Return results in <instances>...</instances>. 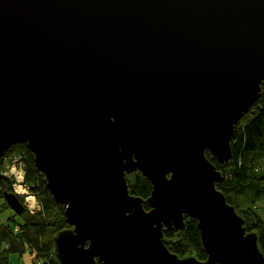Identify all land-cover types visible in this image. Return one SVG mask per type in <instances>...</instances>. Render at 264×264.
I'll return each instance as SVG.
<instances>
[{
  "label": "water",
  "instance_id": "1",
  "mask_svg": "<svg viewBox=\"0 0 264 264\" xmlns=\"http://www.w3.org/2000/svg\"><path fill=\"white\" fill-rule=\"evenodd\" d=\"M263 82L264 0H0V157L26 144L64 207L60 264H264L208 156L231 159ZM186 216L206 261L164 243Z\"/></svg>",
  "mask_w": 264,
  "mask_h": 264
},
{
  "label": "trees",
  "instance_id": "2",
  "mask_svg": "<svg viewBox=\"0 0 264 264\" xmlns=\"http://www.w3.org/2000/svg\"><path fill=\"white\" fill-rule=\"evenodd\" d=\"M231 145L232 157L228 162L220 163L208 153L223 175L217 187L244 219L247 232L257 234L258 246L264 255V82L261 99L238 123ZM18 158L25 165L24 183L36 195L41 206L39 210L30 211L25 206L24 211L17 214L6 202L4 192L14 191V180L2 173ZM128 184L130 193L142 197L144 208L149 210L147 198L151 196L152 183L141 172H135L128 175ZM0 198L3 200L1 212L6 207L11 210L10 218L0 224V264H15L11 256L22 259L27 252L37 254L33 264H60L55 240L58 234L71 230L72 226L67 223L64 207L49 191L45 174L36 168L33 154L26 144H16L0 157ZM20 199L24 203L23 196ZM164 243L180 258L208 259L198 221L189 216L185 217L182 230L164 231Z\"/></svg>",
  "mask_w": 264,
  "mask_h": 264
},
{
  "label": "built area",
  "instance_id": "3",
  "mask_svg": "<svg viewBox=\"0 0 264 264\" xmlns=\"http://www.w3.org/2000/svg\"><path fill=\"white\" fill-rule=\"evenodd\" d=\"M12 164H17L16 160H14V162ZM10 169H11V171L8 173L7 171L10 170ZM25 172H26L25 170H22V169L21 170H16V168H14V166L13 167L10 166L8 169L5 170L4 174L6 176H8V174H9V176H11V179H13V180L16 179L17 182L14 183L15 190L17 191V186L21 185L22 186V190L21 191H17V192L22 194V195H25L26 200L28 201V203H25V204L29 208V210L30 211H36V210H39L41 206H40V204H39V202L37 200L36 195L33 193L34 196H32L31 195L32 193H29V191H30L29 186L24 183ZM12 174H14V176Z\"/></svg>",
  "mask_w": 264,
  "mask_h": 264
},
{
  "label": "rangeland",
  "instance_id": "4",
  "mask_svg": "<svg viewBox=\"0 0 264 264\" xmlns=\"http://www.w3.org/2000/svg\"><path fill=\"white\" fill-rule=\"evenodd\" d=\"M16 156H18V155H16ZM16 162H17V164H9L8 165V167L6 168V169H8L10 166H14V168H16V170H25V165H24V163H22V160H21V158H18L17 160H16ZM263 167H264V163H263ZM11 171V169L10 170H8L7 172L9 173ZM3 172H5V169H4V171ZM2 175H5V174H3L2 173ZM13 176H14V174H12ZM6 176V175H5ZM8 176H9V174H8ZM9 178L11 179V176H9ZM15 190V189H14ZM16 192V191H15ZM18 193V192H17ZM29 193H32L31 195L32 196H34L33 195V192H31V191H29ZM23 197H24V202L25 203H28V201L26 200V197H25V195H23ZM3 202V200H2V198H0V206H1V203ZM3 204V203H2ZM9 214H11V210L8 208V207H6L5 208V210H4V212H3V214H2V216L5 218V216H7V215H9ZM34 255L36 256L37 254L36 253H34ZM33 254H31L30 252H27V256H26V259L24 260L23 258L21 259V258H18V257H15L14 255H12L11 256V260L15 263V264H33V262H34V258H35V256H34ZM25 262V263H24Z\"/></svg>",
  "mask_w": 264,
  "mask_h": 264
},
{
  "label": "bare ground",
  "instance_id": "5",
  "mask_svg": "<svg viewBox=\"0 0 264 264\" xmlns=\"http://www.w3.org/2000/svg\"><path fill=\"white\" fill-rule=\"evenodd\" d=\"M17 181H16V179L14 180V183H16ZM22 190V186L21 185H18L17 186V191H21ZM32 198V197H31ZM0 208H1V206H0ZM4 212V211H3ZM3 212H1V209H0V215L2 216V213ZM10 218V215H7V216H5V219L4 218H0V224H3L7 219H9ZM16 230H17V226H16V228H15Z\"/></svg>",
  "mask_w": 264,
  "mask_h": 264
},
{
  "label": "crops",
  "instance_id": "6",
  "mask_svg": "<svg viewBox=\"0 0 264 264\" xmlns=\"http://www.w3.org/2000/svg\"><path fill=\"white\" fill-rule=\"evenodd\" d=\"M3 203V202H2ZM1 203V204H2ZM3 214V213H2ZM10 215V214H9ZM0 218H4L3 216L0 215ZM5 219V218H4ZM26 256H27V253L25 254V256L23 257V259L25 260L26 259ZM25 263V262H24Z\"/></svg>",
  "mask_w": 264,
  "mask_h": 264
},
{
  "label": "flooded vegetation",
  "instance_id": "7",
  "mask_svg": "<svg viewBox=\"0 0 264 264\" xmlns=\"http://www.w3.org/2000/svg\"><path fill=\"white\" fill-rule=\"evenodd\" d=\"M136 172H139V171H136ZM134 173H135V172H134ZM131 174H132V173H131ZM128 175H129V174H127V179H128Z\"/></svg>",
  "mask_w": 264,
  "mask_h": 264
},
{
  "label": "clouds",
  "instance_id": "8",
  "mask_svg": "<svg viewBox=\"0 0 264 264\" xmlns=\"http://www.w3.org/2000/svg\"><path fill=\"white\" fill-rule=\"evenodd\" d=\"M22 178V177H21Z\"/></svg>",
  "mask_w": 264,
  "mask_h": 264
}]
</instances>
